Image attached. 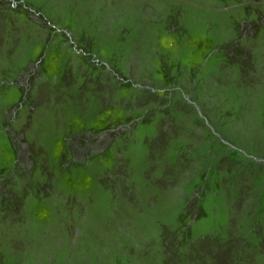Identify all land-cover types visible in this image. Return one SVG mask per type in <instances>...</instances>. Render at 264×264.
<instances>
[{"label": "rangeland", "instance_id": "obj_1", "mask_svg": "<svg viewBox=\"0 0 264 264\" xmlns=\"http://www.w3.org/2000/svg\"><path fill=\"white\" fill-rule=\"evenodd\" d=\"M0 264H264V0H0Z\"/></svg>", "mask_w": 264, "mask_h": 264}]
</instances>
